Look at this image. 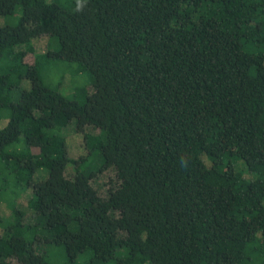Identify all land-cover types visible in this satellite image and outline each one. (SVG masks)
<instances>
[{
	"label": "trees",
	"instance_id": "trees-1",
	"mask_svg": "<svg viewBox=\"0 0 264 264\" xmlns=\"http://www.w3.org/2000/svg\"><path fill=\"white\" fill-rule=\"evenodd\" d=\"M0 17V264H264V0H0ZM51 59L90 74L81 101L46 83Z\"/></svg>",
	"mask_w": 264,
	"mask_h": 264
},
{
	"label": "rangeland",
	"instance_id": "rangeland-1",
	"mask_svg": "<svg viewBox=\"0 0 264 264\" xmlns=\"http://www.w3.org/2000/svg\"><path fill=\"white\" fill-rule=\"evenodd\" d=\"M61 5L68 6L69 0H57ZM3 22V19L0 17V23ZM46 36H41L40 38H32L30 40V44L33 45L36 53L43 52L47 50V48H52L54 46L49 47L47 44ZM25 44L15 46V50L24 48ZM76 65L72 62L65 60H54L51 59L50 63L46 65V68L43 67L42 73L45 74L46 83L50 86L55 87L60 93L68 97H76L79 101H81L84 97L83 90L89 91L90 85V74L88 72H74V67ZM23 87H29V83L27 81H23L21 84ZM85 132H95V129L92 127H85ZM62 135L67 138V148L68 154L71 158L78 159L79 157L85 156L84 143H83V133H79L75 128L74 120H72L68 125L62 128ZM236 168L241 170L243 176L254 177L255 175L248 170L244 169L241 165L240 160L236 162ZM46 172L43 171L40 173V177L45 176ZM92 184L97 188L99 193L102 196H105L107 193V189L110 186L116 184L115 172L113 169H108L105 172L98 174L93 180ZM20 203L23 204V209L26 210L27 218L31 216V213L26 208L25 202L27 201L26 196L21 195ZM25 201V202H24ZM16 206L20 207L19 202H16ZM0 209H4L0 206ZM6 211V210H5ZM0 215L2 217L6 216L4 211L0 210ZM55 251L53 252V258L55 257V261L59 262L63 258L59 255V249L54 247ZM11 264H17L15 260H11Z\"/></svg>",
	"mask_w": 264,
	"mask_h": 264
},
{
	"label": "clouds",
	"instance_id": "clouds-1",
	"mask_svg": "<svg viewBox=\"0 0 264 264\" xmlns=\"http://www.w3.org/2000/svg\"><path fill=\"white\" fill-rule=\"evenodd\" d=\"M87 0H76V10L82 11L83 8L86 6ZM187 161H182L181 167H186Z\"/></svg>",
	"mask_w": 264,
	"mask_h": 264
}]
</instances>
